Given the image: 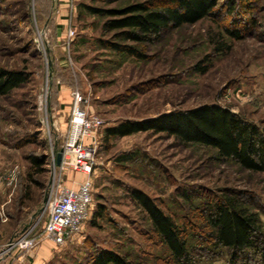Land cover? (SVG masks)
I'll list each match as a JSON object with an SVG mask.
<instances>
[{"label":"rangeland","instance_id":"obj_1","mask_svg":"<svg viewBox=\"0 0 264 264\" xmlns=\"http://www.w3.org/2000/svg\"><path fill=\"white\" fill-rule=\"evenodd\" d=\"M164 2L0 0V69L26 75L23 85L0 95V254L8 251L0 264H34L37 250L51 240L45 236L50 187L70 188L86 179L56 163L76 91L85 101L83 110L104 122L91 176L92 211L80 235L62 246L53 242L50 260L36 264H92L104 251L132 264H176L136 202L139 191L186 234L194 264H232L226 250L202 253L213 249L205 239L207 215L226 195L247 203L264 233V172H251L218 157L215 149L182 144L166 133L106 140L107 129L122 122L213 104L264 131V0H218L220 9L210 17L168 30L144 46L145 60L110 49L112 34L104 30L109 18L81 8ZM70 28L75 34L69 40ZM34 159L45 160L43 172L37 173ZM97 211L103 216L95 217ZM22 231L38 243L9 249Z\"/></svg>","mask_w":264,"mask_h":264},{"label":"trees","instance_id":"obj_2","mask_svg":"<svg viewBox=\"0 0 264 264\" xmlns=\"http://www.w3.org/2000/svg\"><path fill=\"white\" fill-rule=\"evenodd\" d=\"M239 1L248 4L251 0ZM233 5L234 3L229 2L230 12L235 9ZM81 8L93 15L109 18L104 22V30L105 33L112 34V41L107 43L110 49L119 55L145 60L147 56L141 51L144 46L159 40L168 30L196 25L213 15L220 9V5L218 0H165L160 5L134 3L119 10H101L90 6ZM227 33L235 39H241L237 31L227 28ZM25 82L24 73L0 69L1 96L9 95ZM153 131L169 134L182 144L215 149L220 158L232 159L251 172H264V131L231 110L215 104L183 112H170L152 120L122 122L107 129L106 140ZM33 163L38 166L37 173L43 172V166L46 165L44 159H34ZM134 197L148 214L154 236L167 247L174 262L194 264L188 237L175 221L142 192H134ZM96 216L102 217V212L97 211ZM207 220L210 231L205 239L213 249H203V255H214L213 252L217 249H223L229 252L232 264L240 259L244 260L241 264H264V233L261 221L241 198L226 195L221 200H216ZM92 264L132 263L121 254L104 251L95 255Z\"/></svg>","mask_w":264,"mask_h":264},{"label":"built area","instance_id":"obj_3","mask_svg":"<svg viewBox=\"0 0 264 264\" xmlns=\"http://www.w3.org/2000/svg\"><path fill=\"white\" fill-rule=\"evenodd\" d=\"M75 32L72 28L67 32L68 39H73ZM72 109L68 134L62 146L61 165L68 167L75 174L86 177L83 181H74V187H50L47 198V221L45 236L57 246L64 245L67 241L80 235L88 220L93 204V175L96 162V153L99 144V133L104 122L97 116L88 115L83 110L84 99L76 91L72 95ZM28 232H24L16 241L8 244L9 249H30L38 240L28 239ZM6 249L0 254V262Z\"/></svg>","mask_w":264,"mask_h":264},{"label":"crops","instance_id":"obj_4","mask_svg":"<svg viewBox=\"0 0 264 264\" xmlns=\"http://www.w3.org/2000/svg\"><path fill=\"white\" fill-rule=\"evenodd\" d=\"M65 1L67 2V0H65ZM64 6H68V4H65ZM63 16H65V15H63ZM61 21H62L61 22V24H62L63 22H66L67 19H63ZM23 231H25V230H23ZM23 231L19 235H21L23 233ZM53 249H54V243H53L52 240H49V242L46 245H44L43 247H40L37 250V254H36L37 255V258L35 259V257H33L34 262H35L34 264H36L38 261H41V258L42 259L44 258V260H47V261L50 260V258L52 256L51 253H52V250ZM21 261L23 263V260H21ZM38 264H42V263H38Z\"/></svg>","mask_w":264,"mask_h":264},{"label":"water","instance_id":"obj_5","mask_svg":"<svg viewBox=\"0 0 264 264\" xmlns=\"http://www.w3.org/2000/svg\"><path fill=\"white\" fill-rule=\"evenodd\" d=\"M60 162H61V153H59V154L56 155V163H57L58 166L61 165Z\"/></svg>","mask_w":264,"mask_h":264}]
</instances>
